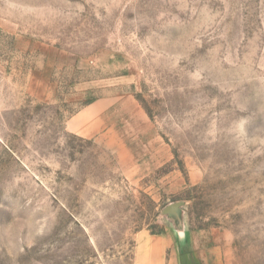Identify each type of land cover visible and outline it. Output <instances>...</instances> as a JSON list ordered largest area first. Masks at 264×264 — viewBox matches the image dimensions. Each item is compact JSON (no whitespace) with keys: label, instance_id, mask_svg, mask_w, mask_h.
Masks as SVG:
<instances>
[{"label":"rangeland","instance_id":"1","mask_svg":"<svg viewBox=\"0 0 264 264\" xmlns=\"http://www.w3.org/2000/svg\"><path fill=\"white\" fill-rule=\"evenodd\" d=\"M142 232L264 264V0H0V264Z\"/></svg>","mask_w":264,"mask_h":264},{"label":"crops","instance_id":"2","mask_svg":"<svg viewBox=\"0 0 264 264\" xmlns=\"http://www.w3.org/2000/svg\"><path fill=\"white\" fill-rule=\"evenodd\" d=\"M80 120L79 124L78 121L70 124L71 130L81 129L88 117ZM137 239L133 256L135 264H221L219 257H211L210 251L199 255L195 251L185 250L178 237L171 234L151 235L142 232Z\"/></svg>","mask_w":264,"mask_h":264},{"label":"trees","instance_id":"3","mask_svg":"<svg viewBox=\"0 0 264 264\" xmlns=\"http://www.w3.org/2000/svg\"><path fill=\"white\" fill-rule=\"evenodd\" d=\"M93 102V100H90L89 102H87L84 106H87L89 104H91Z\"/></svg>","mask_w":264,"mask_h":264}]
</instances>
